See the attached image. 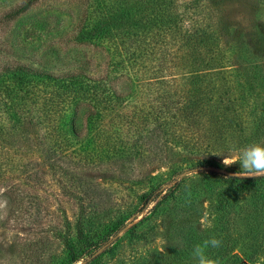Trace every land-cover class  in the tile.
Here are the masks:
<instances>
[{"label":"trees","instance_id":"16d2710c","mask_svg":"<svg viewBox=\"0 0 264 264\" xmlns=\"http://www.w3.org/2000/svg\"><path fill=\"white\" fill-rule=\"evenodd\" d=\"M37 1L24 0L6 16ZM228 1L85 0L89 21L78 38L112 48L104 75L0 67V187L28 215L24 228L41 214L36 158L80 201L79 245L66 241V264L93 256L127 226L123 215L107 228L82 225L88 206L97 218L96 207L108 197L98 183L107 171L146 186L137 196L157 201L153 211L185 173L206 171L219 234L192 235V247L179 250L177 260L196 264L193 247L213 236L222 244L208 254L220 264L238 256L237 245L264 248V178L230 179L236 171H217L224 156L216 155L264 142V0H256L246 26L224 14ZM125 74L135 88L119 91ZM137 164L146 169L129 173ZM162 168L164 177L152 173Z\"/></svg>","mask_w":264,"mask_h":264},{"label":"rangeland","instance_id":"374dc122","mask_svg":"<svg viewBox=\"0 0 264 264\" xmlns=\"http://www.w3.org/2000/svg\"><path fill=\"white\" fill-rule=\"evenodd\" d=\"M23 1L0 0V67L22 64L56 74L84 70L94 76H102L110 69L112 48L106 42L78 38L81 26L89 21L85 0H38L26 11L12 18L6 16ZM255 2L230 0L224 5V14L246 26L247 19L254 16ZM131 84L135 88L136 83L125 74L117 80V89L126 91ZM40 161L35 159L38 178L43 181L36 197L41 214L32 218L28 228L23 227L29 222L28 215L17 206V198L0 187V264H66L70 251L66 241L79 245L76 233L80 201L66 194L63 183ZM230 167L236 172L240 170L239 163ZM129 168V173L138 174L146 166L137 164ZM225 168L217 171L223 172ZM166 171L162 168L152 173L164 177ZM107 172L97 176H101L98 183L108 197L102 198L96 207L97 218L88 206L82 225L86 231L93 225L107 228L108 222L123 215L128 217L127 226L97 248L93 256L77 264L93 260L90 264H187L174 255L192 247V235L219 234V214L208 194L205 170L185 173L182 182L156 211L153 208L157 201L146 204L138 198L147 190L146 186L132 185L118 179L116 172ZM173 184L166 185L163 194ZM236 248L238 256L228 257L223 264H264V248Z\"/></svg>","mask_w":264,"mask_h":264},{"label":"clouds","instance_id":"9594fccd","mask_svg":"<svg viewBox=\"0 0 264 264\" xmlns=\"http://www.w3.org/2000/svg\"><path fill=\"white\" fill-rule=\"evenodd\" d=\"M224 156L222 164L230 167L239 163L240 170L233 173L232 178H264V142H253L239 149L230 150ZM222 241L216 237L205 239L192 249V256L196 264H220V261L208 254V250L218 249Z\"/></svg>","mask_w":264,"mask_h":264}]
</instances>
